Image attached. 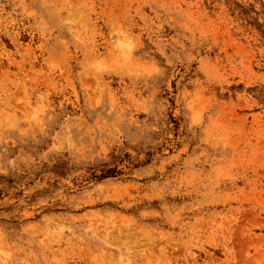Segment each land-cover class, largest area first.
<instances>
[{
    "label": "rangeland",
    "instance_id": "obj_1",
    "mask_svg": "<svg viewBox=\"0 0 264 264\" xmlns=\"http://www.w3.org/2000/svg\"><path fill=\"white\" fill-rule=\"evenodd\" d=\"M0 264H264V0H0Z\"/></svg>",
    "mask_w": 264,
    "mask_h": 264
},
{
    "label": "trees",
    "instance_id": "obj_2",
    "mask_svg": "<svg viewBox=\"0 0 264 264\" xmlns=\"http://www.w3.org/2000/svg\"><path fill=\"white\" fill-rule=\"evenodd\" d=\"M117 174V171L116 169H112V170H108V171H104L102 172V174L98 177V176H94L95 178H99V179H104L106 177H110V176H113V175H116Z\"/></svg>",
    "mask_w": 264,
    "mask_h": 264
}]
</instances>
